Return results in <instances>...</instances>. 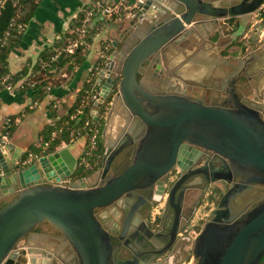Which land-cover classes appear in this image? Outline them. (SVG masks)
Masks as SVG:
<instances>
[{
  "label": "water",
  "instance_id": "obj_1",
  "mask_svg": "<svg viewBox=\"0 0 264 264\" xmlns=\"http://www.w3.org/2000/svg\"><path fill=\"white\" fill-rule=\"evenodd\" d=\"M262 1L241 0L229 7L214 0L140 3L130 18L135 16L144 23L153 20L152 25L137 31L142 22L132 23L134 29L125 43L135 38V44L125 54L112 52L96 76L100 89L91 110L93 118L111 95L102 131L101 165L75 178L72 184L60 183L71 178L79 165L68 146L22 164L24 151L9 139L0 142V264H38L40 255L46 257L53 251L48 242L55 239L60 247L71 249L70 264H158L159 256L176 246L178 229L190 218L180 227L185 182L190 175L202 177L209 185L218 181L227 185L191 242V264H264V192L263 198L247 210L234 208L244 192L264 187V105L241 98L237 91L239 75H229L231 88L226 90L230 96L221 100L191 94L187 85L177 92H166L139 78L147 64L154 62L155 70L160 69L161 53L170 42L190 37L203 24L223 31V19L252 13ZM263 48L264 43L245 51L239 56V64L247 68ZM199 54L206 53H194L187 63H194ZM207 54L232 65L227 55L215 51ZM185 73H181L184 78L192 76ZM121 109L138 127L134 131L131 126L126 132L124 129L119 137L115 132L122 123ZM132 142L135 148L129 161L112 171L121 150ZM203 151L221 158L222 164L212 165L209 171L205 166L192 168ZM174 166L183 174L167 190V205L173 210L168 227L161 231V225L155 229L144 222L148 232L140 239L149 238L154 246L149 243L143 251L133 249L131 257L120 256L116 238L97 212H113L115 203L124 202L122 207L130 213L125 223L132 215L140 219L144 205L161 199L164 181ZM44 223L56 229L60 237L36 230Z\"/></svg>",
  "mask_w": 264,
  "mask_h": 264
},
{
  "label": "crops",
  "instance_id": "obj_2",
  "mask_svg": "<svg viewBox=\"0 0 264 264\" xmlns=\"http://www.w3.org/2000/svg\"><path fill=\"white\" fill-rule=\"evenodd\" d=\"M89 1L90 0H40L35 14L31 20L26 23V27L22 32L23 34L21 33V40L8 54L7 61L9 71L11 73H17L24 67L30 66L31 63L39 59V55L44 49L50 48L60 37H65L67 34L65 29L71 25L74 17L80 14L85 4ZM243 17L244 16H239L237 19L240 21ZM132 23L138 24L140 21H138L135 16L130 18V15L129 17L122 18L111 27L104 29L98 41H101L103 44H106L107 40L112 41L113 52L120 54L121 49L124 48L123 44L128 37V35L123 32L126 29L133 28ZM210 28L211 26L202 27L201 25L193 31L190 37L177 43L173 42L166 45V48H164L161 53L162 57L160 63L162 66L164 65L163 67H167L165 61L166 63L168 62L169 65L168 57L176 55V59L178 60H174L180 63L177 69H181V73L184 74L186 70L187 73L192 74V76H187L188 79L194 80L193 76L198 75L203 81L210 78V76L204 78L205 75H209V73H206L207 70L216 66L217 69L228 71L230 74H233L232 76L234 77L239 75L240 79L238 84L240 91L243 89L248 93V97L252 100L253 98L258 99V101H254L264 105V48L261 50L262 53H259V57H255L247 68L240 64V67L237 70L235 69L236 72L232 73L236 62H239L240 55L234 58L228 55L230 57L228 62L233 65L228 66L222 64V61L220 62L222 57L219 60L207 54L209 51H215L225 56L224 53L227 43L224 46L223 44L228 41L226 39L229 36L227 35L228 32H218ZM191 40L195 42V46L183 49L182 46ZM102 49L103 48L96 46L95 43L89 48L79 52L78 55L83 58L81 63H74L71 69L66 67L53 69L51 75L48 76L45 86L46 94L40 101L33 100L31 91L21 92L23 85L19 86L18 84L15 86L13 93L3 88L0 89V130L5 119L8 117L14 119L16 127L9 137V141L12 142L15 147L23 150L25 153L30 145L38 143L41 129L51 122L52 109L56 114V118H60L67 113L68 109L75 103L88 73L89 75L91 74L90 69L94 67L95 62L98 60L101 65L103 64L104 57L101 56V54H103ZM165 50H168L167 53H165ZM198 51L206 54L197 55L196 61L192 64H188L187 60L190 56ZM246 69L248 73H246ZM54 73H58V75L53 76ZM30 74H33L31 70L29 71V75ZM98 84L100 86V83ZM47 87H49L48 90ZM63 146H68L73 155L79 159L85 150L86 139L81 136L71 143L61 142L56 149ZM7 156L10 157L11 153ZM66 179H68V181L72 180V178ZM9 199L10 198H7L5 201ZM189 217L190 214L182 219V221ZM36 230L53 237H60L59 232L48 223H44ZM48 245L53 251H48L49 256L46 257L40 255L38 264H70V248L66 246L60 247V242L56 239L48 242Z\"/></svg>",
  "mask_w": 264,
  "mask_h": 264
},
{
  "label": "flooded vegetation",
  "instance_id": "obj_3",
  "mask_svg": "<svg viewBox=\"0 0 264 264\" xmlns=\"http://www.w3.org/2000/svg\"><path fill=\"white\" fill-rule=\"evenodd\" d=\"M214 1H218L219 3H222L223 5H227V7H229L230 5L234 3H238L241 0H214ZM263 2L264 0L261 2L259 7L263 4ZM259 7L256 10H258ZM250 14L251 13L242 15L244 17L241 18L242 20L240 21L237 19L239 16L235 18L223 19V22H222L223 31L230 29L228 33L226 32L227 35L229 36L226 39L228 41H227L226 49L224 53L225 55L228 54L230 57L234 58V57H238L239 55L243 54L244 47L242 44L239 43L238 35L249 22ZM127 17H129V15ZM152 23H153V20L151 22L149 21H146L145 23L142 22L140 28H138L137 31H140L141 28H146V29L149 28L150 25H152ZM207 26H210V25L207 24ZM202 27H205L204 24L202 25ZM135 42L136 40L134 38L129 43H124V44L122 43L124 45V48L121 49L120 53L125 54L135 44ZM170 43H173V42H170ZM232 48H234L235 51H232ZM261 50H260V54L262 53ZM167 51L168 50H165V53H167ZM176 57H177L176 55L169 56L168 60L171 65L169 64L167 65V67H162V64H161V67L163 68V70H161V67L160 69L155 70V67L153 66L154 62L152 63V65L147 64L146 67L143 68L141 75H139V78L144 77L145 79L150 81V83H145L146 85H149L152 88L161 89L166 92H177L181 90L183 86L187 85L186 90L191 94H196V95L206 94L207 98L215 97L220 100L227 99L230 96L229 91L226 90L228 88L229 89L231 88L230 87L231 79H229V75L231 74L228 71H222L221 69L219 70L215 66L207 70L206 73H209V75L204 76V78H208L210 76V78H208L207 80L203 81L202 78L199 77L198 75L193 76L194 80H191V79H188V77L184 78L183 75L177 72L178 70L177 68L180 63L176 62V60H178L176 59ZM239 65H240L239 62L237 61L233 70L235 69L237 70L240 67ZM237 91L240 94L241 98L246 97L249 100H252L250 97H248L249 96L248 93L244 91L243 89H241V91L240 90H237ZM254 100L255 99L253 98L252 101ZM256 100L258 101V99ZM120 113L121 114H119L120 115L119 117L121 118L122 123L117 124L119 131H116L115 134L117 133L119 137H122L121 133L124 129L126 132V129L131 126L132 131H134L138 127V124L133 123L132 118H129V116L125 113L123 109H121ZM129 135H131V133ZM134 146H135V142H132L131 144L126 145L121 150L118 157L116 158L117 160L115 164L113 165L112 171L116 172L120 170L123 166H125V164L129 161V155L132 153V151L135 148ZM222 161L223 160L221 158L214 155L213 153L203 151L201 154L197 156V159L193 162L191 166L192 168L199 167V166H205L206 170L209 171L212 165H217V166L221 165ZM177 170H178V176L175 178V180L180 175L183 174L182 169L178 166H174L170 172L171 173L173 171L176 172ZM169 174L170 173H168L167 176ZM74 179L75 178H72V180H69V185L73 183ZM174 181L168 184V189L171 187ZM208 185L209 184H207L206 180H204L202 177L198 178L197 175H190L187 178L185 182V187H186L185 194H184L182 205H181L182 219L185 218L189 214L190 216L192 215L195 205L200 198V195H202L204 188L207 187ZM212 186L216 187L215 184ZM261 192H264V187H259L256 190H253L250 192H244L243 196H241L235 202L234 208L237 209L238 211L247 210L248 208L251 207V205H254L255 203H257L263 198L261 195ZM149 203L150 201L146 205H144L143 208L141 209L140 211L141 218L138 219L137 217H134V215H132L130 217V221L128 224L125 223V220L130 213L128 211H125L124 208L122 207L124 205V202L115 203L114 204L115 210L113 212L106 211L104 214H101L102 210L101 211L99 210L97 212L101 223L106 227H110L109 229H110L111 234L116 238L114 242L117 245L119 244L120 256L131 257L134 255L133 249H136L137 251H143L145 245L150 243L149 238L144 239V240L140 239V236L144 238L143 237L144 232H148L147 228L144 226V222L147 225H149L148 224L149 216H150V212L152 211V206H153L151 202V208L149 210ZM172 211L173 210L170 207H168L167 201H166L164 209L160 216L161 217L160 218V225H161L160 230L161 231H165L166 228L168 227V223L170 222V219L172 216ZM182 219H181L180 227L182 225ZM131 225L133 226V229H131ZM137 231L138 233H136ZM179 231H180V228L178 229V232H177V238L181 242H186V239L184 237H180L178 235ZM150 245L154 246L152 242L150 243ZM166 251H164V253ZM162 255L159 256L160 260L162 258L161 257Z\"/></svg>",
  "mask_w": 264,
  "mask_h": 264
},
{
  "label": "built area",
  "instance_id": "obj_4",
  "mask_svg": "<svg viewBox=\"0 0 264 264\" xmlns=\"http://www.w3.org/2000/svg\"><path fill=\"white\" fill-rule=\"evenodd\" d=\"M14 5H17L19 0H12ZM144 0H90L87 2L82 9V13L77 19L78 15L74 17L71 25L67 27L66 33H68L67 42L55 41L53 45L49 48V53L51 54L49 62H57L59 57L64 55L74 54L76 50L83 51L89 48L94 41H97L101 32L104 29L111 27L117 21H120L122 18L130 15L140 3ZM21 7L17 8L16 19L12 21L11 26L14 28L16 34L22 33L26 27V23L18 21L20 15H22ZM14 36L11 32H7L5 37L1 40L5 42L7 37ZM239 43L243 45L244 52H249L254 49L259 48L264 43V2L259 7L258 10L250 14V19L247 25L242 29L238 35ZM63 42V43H62ZM243 52V53H244ZM39 65L44 66L45 62H39ZM101 69L99 66H95L90 69L91 74L89 79H95L98 74V71ZM33 75V74H31ZM13 85L7 82V78L0 76V89H5L14 92ZM49 87H47V90ZM99 89L94 90L91 93L90 99L94 102L98 99ZM83 106H80L74 114L70 116V119H79L83 112ZM89 120L84 121V127L82 130H85L89 127ZM84 134V133H83ZM79 135V132L74 133V130L70 133L69 143L73 142L76 138L83 136ZM86 137V147L87 154H91L92 151L96 148V139L97 134L95 130L91 128L87 131ZM53 137L56 136V132H53ZM9 139V136L5 133H0V142L5 143ZM48 142H44L45 146H48ZM36 157H33L31 154L20 162L22 164H28ZM86 161V159H84ZM88 165V164H87ZM167 176L164 181L165 191L163 192L161 199L155 202L152 206V211L149 216V223L153 228H157L160 225V216L164 209L165 203L167 201V190L168 184L172 183L175 178L178 176V170ZM61 184L69 183L68 179H62ZM212 185H208L204 188L200 199L197 201L194 211L185 225L180 229L178 235L184 237L186 241H193V238L200 231V226L203 225L204 221L208 218L212 209L215 208L218 201V193L215 191ZM213 197V198H212ZM217 200V201H216Z\"/></svg>",
  "mask_w": 264,
  "mask_h": 264
},
{
  "label": "trees",
  "instance_id": "obj_5",
  "mask_svg": "<svg viewBox=\"0 0 264 264\" xmlns=\"http://www.w3.org/2000/svg\"><path fill=\"white\" fill-rule=\"evenodd\" d=\"M40 0H19L17 5L13 4L12 0H0V76L6 77L7 82L13 85H23L21 92L31 91L32 98L34 101H40L44 98L46 91L45 86L47 84L48 76L51 75L53 69H60L66 67L71 69L74 63H81L83 58L78 55L80 50H76L74 54L64 55L59 57L57 62H49L51 54L49 48L44 49L39 55V59L30 66L24 67L17 73H11L8 68L7 57L9 52L19 43L22 34H16L14 28L11 26L13 20L16 19L17 8L21 7L22 15L18 18V21L28 23L38 7ZM7 32H11L12 35L7 37L5 42L1 40L5 37ZM39 62H45L44 66L39 65ZM29 67L33 72V75H29ZM99 88V84L96 83L95 79L86 78L80 89L75 103L68 109L67 113L56 118L54 110H51V122L46 124L40 131L38 143L30 145L28 150L22 155L21 161L26 159L29 154L33 157L45 155L53 152L61 142L68 143L70 133L74 130V133L79 132V135L87 133L91 128L96 131L97 143L96 148L91 154H87V147L81 157L78 159V168L74 172L71 178H79L88 173H91L101 165L102 151H103V138L102 131L104 128V119L102 116L106 111L107 103L110 101V96L103 102L98 108L97 118H93L91 110L93 108V101L90 99L91 93ZM83 106V112L79 119H70V116L76 112V110ZM89 120L90 124L85 130L84 121ZM16 125L12 117L5 119L0 133H5L9 137L13 133ZM53 132H56V136L53 137ZM44 142H48V146L44 145ZM86 159V161H84ZM88 164V165H87ZM220 196V189L214 188ZM217 201V200H216Z\"/></svg>",
  "mask_w": 264,
  "mask_h": 264
},
{
  "label": "rangeland",
  "instance_id": "obj_6",
  "mask_svg": "<svg viewBox=\"0 0 264 264\" xmlns=\"http://www.w3.org/2000/svg\"><path fill=\"white\" fill-rule=\"evenodd\" d=\"M110 1V0H109ZM80 13H82V12H80ZM81 14H78V18L77 19H79ZM133 29L134 28H129V29H126L123 33H126L127 35H129L132 31H133ZM66 30H67V28L65 29V32H66ZM67 35H68V33L66 34V36L65 37H63V38H59L58 39V41L60 40V41H62V40H64L65 42H67V40L68 39H66L65 40V38L67 37ZM127 35H126V37H127ZM68 38V37H67ZM111 39V38H110ZM101 41H94L93 42V44L92 45H94L95 43H96V46H98L99 48H103L102 50H103V54H101V56L102 57H104V61H103V64H102V66L107 62V60H108V56L113 52V45H112V41H110V40H107V43L105 44H103L102 42L100 43ZM63 43V42H62ZM221 43H222V41H221ZM220 43V44H221ZM227 43V41L226 42H224V44H223V46L225 45ZM195 42L193 41V40H191L190 42H187V43H185L183 46H182V48L184 49V48H192V47H194L195 45ZM222 46V47H223ZM196 48H198V47H196ZM225 49H226V47H225ZM227 56H228V54H226ZM98 61V60H97ZM95 62V64H94V67L95 66H99V67H102L101 66V63L98 61V62ZM165 65L167 66L168 65V62L166 63V61H165ZM54 75H58V73H54L53 74V76ZM88 76H89V73H88ZM87 76V77H88ZM112 93H114V91L112 92ZM111 96V95H110ZM256 100V99H255ZM106 101V100H105ZM110 102V101H109ZM109 102H106L107 103V105L109 104ZM108 106H106V108H107ZM93 108H95L94 106H93ZM92 108V109H93ZM106 113H107V109H106V111H105V113L102 115V116H100V117H102L103 119H104V126H105V122H106ZM98 114H99V112H98V110H97V116H98ZM82 137H84L85 139H86V137H87V134L86 133H84L83 134V136ZM86 147V146H85ZM80 158V157H79ZM100 167V166H99ZM98 167V168H99ZM97 168V169H98ZM96 170V169H95ZM94 170V171H95ZM93 172V171H92ZM215 185H216V187L218 188V189H220V192H222V191H224L225 189H226V187H227V185H226V183H224V182H222V181H218V182H216L215 183ZM213 198V197H212ZM196 199V198H195ZM151 202L152 201H150V203H149V210H150V208H151ZM148 210V209H147ZM149 212V211H148ZM201 227L202 226H200V229H201ZM191 247H192V243L191 242H188V241H186V242H181V241H177V244H176V246L174 247V248H172L171 250H168V251H166L161 257V260H160V257L158 258V260L156 261V263L158 262V264H191L193 261H194V259H193V256H192V253H191Z\"/></svg>",
  "mask_w": 264,
  "mask_h": 264
}]
</instances>
